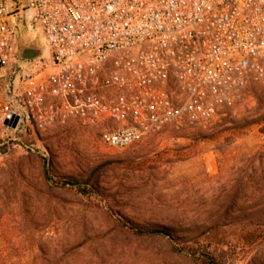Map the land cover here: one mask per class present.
<instances>
[{"label": "rangeland", "instance_id": "374dc122", "mask_svg": "<svg viewBox=\"0 0 264 264\" xmlns=\"http://www.w3.org/2000/svg\"><path fill=\"white\" fill-rule=\"evenodd\" d=\"M14 21L19 45L42 51L17 60L21 72L50 65L40 31ZM125 219L172 238L138 235ZM185 247L223 264H264V85L208 129L125 150L72 124L0 140V264H199L177 251Z\"/></svg>", "mask_w": 264, "mask_h": 264}, {"label": "built area", "instance_id": "2783aa9c", "mask_svg": "<svg viewBox=\"0 0 264 264\" xmlns=\"http://www.w3.org/2000/svg\"><path fill=\"white\" fill-rule=\"evenodd\" d=\"M20 16L47 67L17 66ZM255 84L264 0H0V140L72 124L125 150L214 126Z\"/></svg>", "mask_w": 264, "mask_h": 264}, {"label": "trees", "instance_id": "16d2710c", "mask_svg": "<svg viewBox=\"0 0 264 264\" xmlns=\"http://www.w3.org/2000/svg\"><path fill=\"white\" fill-rule=\"evenodd\" d=\"M44 176H45V179L49 178L47 172L44 173ZM69 184L73 185L72 183H69ZM122 225L124 227L128 228L130 231H132L138 235H163V236H168L169 238H172L171 232L168 229H166L165 227L155 226V225L143 227V226L137 225L131 221H128L126 219H125L124 224H122ZM215 227L216 226H213V228L208 227V228L203 229L201 231H200V229L196 228L195 233H196L197 237H200L202 235H206V234L210 233L212 230H214ZM217 227H219V225H217ZM177 251L181 254H187V255L192 256L193 258H196V260L198 261L199 264H223L212 253L202 254V257L199 258L198 256L196 257L195 251L189 252V249H187L186 247L185 248H179V250L177 249Z\"/></svg>", "mask_w": 264, "mask_h": 264}, {"label": "water", "instance_id": "95a60500", "mask_svg": "<svg viewBox=\"0 0 264 264\" xmlns=\"http://www.w3.org/2000/svg\"><path fill=\"white\" fill-rule=\"evenodd\" d=\"M41 49H39L35 44H29L26 46H19L17 49V57L22 60H36L41 56ZM17 123V118L14 120L12 127L15 128Z\"/></svg>", "mask_w": 264, "mask_h": 264}]
</instances>
